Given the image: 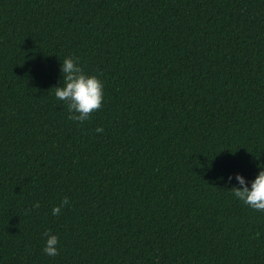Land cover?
<instances>
[{
	"label": "trees",
	"instance_id": "obj_1",
	"mask_svg": "<svg viewBox=\"0 0 264 264\" xmlns=\"http://www.w3.org/2000/svg\"><path fill=\"white\" fill-rule=\"evenodd\" d=\"M68 57L104 84L83 124ZM258 165L264 0H0V264H264L230 192Z\"/></svg>",
	"mask_w": 264,
	"mask_h": 264
},
{
	"label": "clouds",
	"instance_id": "obj_2",
	"mask_svg": "<svg viewBox=\"0 0 264 264\" xmlns=\"http://www.w3.org/2000/svg\"><path fill=\"white\" fill-rule=\"evenodd\" d=\"M60 71L63 86L54 89L55 97L66 105L69 120L83 124L91 118L93 113L101 110L104 101V84L97 76L86 75L78 61L72 57L62 61ZM95 131L102 133L103 128H97ZM258 167L262 170L258 172L250 187L242 176L236 175L235 180L240 187H233L230 192L249 209L264 213V166L258 165ZM228 179L231 181L232 177ZM69 204V199L65 197L58 206L53 207L52 215L59 216L62 209ZM39 207V202L33 205L34 210ZM43 235L46 237L43 253L48 257L58 256V237L47 232Z\"/></svg>",
	"mask_w": 264,
	"mask_h": 264
}]
</instances>
